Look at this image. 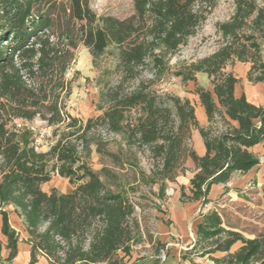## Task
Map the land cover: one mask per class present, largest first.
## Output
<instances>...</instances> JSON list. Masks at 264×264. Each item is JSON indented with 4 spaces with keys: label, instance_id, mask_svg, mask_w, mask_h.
I'll list each match as a JSON object with an SVG mask.
<instances>
[{
    "label": "trees",
    "instance_id": "trees-1",
    "mask_svg": "<svg viewBox=\"0 0 264 264\" xmlns=\"http://www.w3.org/2000/svg\"><path fill=\"white\" fill-rule=\"evenodd\" d=\"M217 2L132 0L134 13L119 19L97 15L87 0H0V233L7 263L17 256L20 240L11 215L27 235L28 264L38 258L46 264H162L161 256L168 257L159 239L151 242L152 254L135 251L147 236L137 216L140 203L131 195L138 188L125 186L108 168L94 171L87 162L91 146L119 169L126 163L135 168L132 149H146L150 169L139 170L138 181L158 185L150 192L159 199L190 159L195 172L187 187L180 185L179 200L200 208L211 204L212 186L259 164L250 149L264 141V105L237 96L240 79L226 67L244 64L249 82H264V0H231L232 14L215 25L218 49L174 70L169 65ZM80 46L94 64L110 47L117 52V79L100 92V114L85 121L67 111L72 81L66 74ZM199 73L210 88L197 84ZM167 74L193 83L206 125L199 124L188 98L154 87ZM35 118L54 128L56 140L47 151L36 150L32 133L16 126ZM193 131L202 139V156L192 148ZM110 144L117 145L116 152ZM52 173L73 189L45 192L42 186ZM193 257L211 264H264V229L245 238L225 226L216 209H208L199 215L195 240L180 258L195 264Z\"/></svg>",
    "mask_w": 264,
    "mask_h": 264
},
{
    "label": "rangeland",
    "instance_id": "rangeland-1",
    "mask_svg": "<svg viewBox=\"0 0 264 264\" xmlns=\"http://www.w3.org/2000/svg\"><path fill=\"white\" fill-rule=\"evenodd\" d=\"M87 2L97 15L108 14L124 19L134 13L132 0H87ZM232 12L231 0H218L216 8L209 15L206 22L188 40L187 45L171 58L169 64L171 69L174 70L183 63L195 62L216 51L220 46L221 38L215 25L218 22L228 20ZM116 53V49L110 47L94 64L86 48L80 46L77 49L76 59L66 74V78L72 81L71 94L67 100V111L72 116L85 121L100 114L96 109L100 92L105 84H112L117 79L115 73ZM246 70L247 66L240 63L226 67V71H232L235 76L242 78L240 89L247 92L249 101L256 103L264 97V85L249 82L246 78ZM196 79L198 85L202 87L209 86L210 88L209 79L205 76L197 74ZM154 87L163 93L188 98L195 106L196 116L200 115L201 117V113L204 114L203 109L199 106L198 97L193 93L194 85L192 82L183 83L179 78L167 74ZM16 125H18V129L29 130L33 137L38 140V151H47L56 140L52 135L54 128L47 127L38 118L30 122L16 121ZM99 133L102 137L105 136L101 130H99ZM117 141L121 147H124L119 138H117ZM117 148L115 144L108 146V149L113 152H116ZM132 151L136 155L135 168H131L127 163L124 164L123 169L113 167L106 158L96 153L94 146H91V153L87 162L94 171L100 173L101 168H108L119 174L120 181L125 186L126 183H133L132 185L138 188L135 194L131 195L140 203L137 216L147 236L143 238L141 244L136 246V252L146 255L152 254L155 244H152V246L151 242H156L159 239L166 244L171 256L167 261L161 256L162 264H174V257L178 258L180 263L191 264L188 260L183 261L180 257L195 240V225L199 215L208 209H216L222 218L223 224L239 231L245 238H253L264 229V204L261 201V187L264 185V147L256 148L255 154L259 158V164L248 178H242V184L235 187L231 186L232 189L230 188L231 190L226 192L224 196L220 195L212 204L200 208L199 211L195 206L180 202V186L177 182L167 183L165 197L162 199L151 194V190L157 192L158 185L142 184L138 181L137 175L139 170L146 174L149 173V154L146 149H142L140 152L135 149H132ZM50 177V181L42 186L45 192H49L52 188L61 193L73 189V185H70L66 179L54 173ZM11 224L18 228L17 222L13 218H11ZM149 237H151L150 243ZM19 238V256L14 264L16 262L18 264H28L29 248L24 243L27 235L23 230L20 232ZM5 243V238L0 233V264H13L14 261L12 263L5 261L7 257V252L4 251ZM239 246L240 243H237L231 248V251L236 250ZM26 252L27 258L25 259ZM216 256L220 257L221 255ZM193 261L195 264H211L208 260L198 257H193ZM37 264H46V261L43 258H38Z\"/></svg>",
    "mask_w": 264,
    "mask_h": 264
},
{
    "label": "crops",
    "instance_id": "crops-1",
    "mask_svg": "<svg viewBox=\"0 0 264 264\" xmlns=\"http://www.w3.org/2000/svg\"><path fill=\"white\" fill-rule=\"evenodd\" d=\"M199 75H203V76H205L206 78H207V76L205 75V74H202V73H199ZM239 79H240V81H239V83L236 85V88H235V93H236V95L237 96H239V95H241L242 93L246 96V98L247 99H249L248 97V94H247V92L246 91H242L241 89H240V86L242 85V81H241V77H238ZM258 85H264V82L263 83H257ZM204 88H206V89H208L209 88V86L208 87H204ZM262 100L261 101H258V102H256V103H254V104H256V105H264V97L263 98H261ZM251 102V101H250ZM202 108V107H201ZM203 109V108H202ZM198 119L197 120H199L198 122H199V124L201 125V126H204V125H206L207 124V120H206V116H205V113L203 114V113H201V117H200V115L197 117ZM191 141H192V148H193V150L195 151V153L198 155V156H202L204 153H205V149H204V145H203V142H202V139H201V137H200V135H199V133H198V131H193L192 132V138H191ZM258 147H261V148H263L264 147V141L262 142V143H260V144H258V145H256V146H254V147H252L250 150L253 152V153H255L256 152V148H258ZM186 165V168H187V170L185 171V173L184 174H180L178 177H177V184H179V186L180 185H184L185 187H187L188 185H189V181H190V179L192 178V176H193V174H194V172H195V167H194V165H193V163H192V161L190 160V159H187L186 160V163H185ZM258 166V165H257ZM256 167V166H255ZM255 167L253 168V169H251V170H249L248 172H246V173H239V172H235V173H233L232 175H231V177H230V179H229V181L227 182V183H225V184H218V185H214V186H212L211 187V190H210V192H209V194H208V199L211 201L210 203L212 204L215 200H216V198H218L220 195H222V196H224V194L226 193V192H229L231 189H232V187L231 186H233V187H235V186H238V184H242V178H248L253 172H254V170H255ZM238 177H240V178H238ZM237 178V179H236ZM236 179V180H235ZM231 188V189H230ZM179 198H180V196H179ZM185 204H188V205H191V206H195L196 208H197V211H199V209H200V207H199V205H198V203H196V202H193V203H185ZM203 213V212H202ZM11 218H13V220H15V222H17V227L18 228H16V227H14L13 226V228H15L16 229V231H18V232H21L22 231V229H21V225L19 224V220L17 219V217L15 216V215H11ZM198 221H199V217H198ZM197 221V222H198ZM2 235V234H1ZM3 236V235H2ZM4 237V236H3ZM5 238V237H4ZM5 241H6V239H5ZM5 245H6V243H5ZM5 247V246H4ZM19 250H20V248L18 247V252H17V256L14 258V262H13V264L15 263V261L18 259V256H19ZM4 251L5 252H7L6 253V255H8V250L6 249V248H4ZM169 254H170V251H169ZM28 255H29V252H28ZM171 256L170 255H168V257L165 259V261H167V260H169V258H170ZM27 258V252H26V256H25V259ZM28 259H29V257H28ZM174 264H177L178 262H179V259L178 258H176V257H174ZM183 264H184V262H182ZM163 264H166V263H163Z\"/></svg>",
    "mask_w": 264,
    "mask_h": 264
},
{
    "label": "built area",
    "instance_id": "built-area-1",
    "mask_svg": "<svg viewBox=\"0 0 264 264\" xmlns=\"http://www.w3.org/2000/svg\"><path fill=\"white\" fill-rule=\"evenodd\" d=\"M18 127V125H16ZM49 135V133H48ZM34 146H35V149L38 150V140L36 138H34Z\"/></svg>",
    "mask_w": 264,
    "mask_h": 264
},
{
    "label": "bare ground",
    "instance_id": "bare-ground-1",
    "mask_svg": "<svg viewBox=\"0 0 264 264\" xmlns=\"http://www.w3.org/2000/svg\"><path fill=\"white\" fill-rule=\"evenodd\" d=\"M16 264H18V263L16 262Z\"/></svg>",
    "mask_w": 264,
    "mask_h": 264
}]
</instances>
